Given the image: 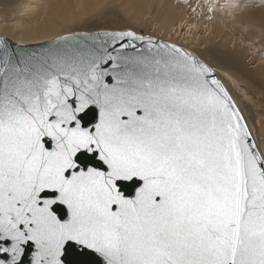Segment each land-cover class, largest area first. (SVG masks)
Masks as SVG:
<instances>
[{
	"label": "snow or ice",
	"instance_id": "snow-or-ice-1",
	"mask_svg": "<svg viewBox=\"0 0 264 264\" xmlns=\"http://www.w3.org/2000/svg\"><path fill=\"white\" fill-rule=\"evenodd\" d=\"M90 105L99 119L84 128L77 116ZM81 149L99 150L110 171H75ZM133 177L144 183L128 199L116 181ZM46 189L59 191L67 221L51 211L56 199L41 203ZM7 238L0 253L11 260L0 264H18L29 240L33 264H62L68 240L107 264H264V135L214 69L175 44L131 30L75 32L19 58L0 39Z\"/></svg>",
	"mask_w": 264,
	"mask_h": 264
},
{
	"label": "bare ground",
	"instance_id": "bare-ground-1",
	"mask_svg": "<svg viewBox=\"0 0 264 264\" xmlns=\"http://www.w3.org/2000/svg\"><path fill=\"white\" fill-rule=\"evenodd\" d=\"M14 1L15 0H6V3ZM106 2V0H25L20 8L21 15L18 16L19 20L16 22L17 25L9 26L6 25L4 21L0 20V34L4 36L10 34V37L14 40L24 43L46 40L57 36V34H59L65 27L72 26L74 23L76 24L78 20H84L86 17H90V15H93V12L99 14L98 19H101L106 11L104 10V7L102 9H99V7L105 5ZM129 2L132 3V7L135 10L133 11L134 18L141 21V23H145L144 16L147 14L146 12H149V9H153V11L155 10V18L159 21L158 30L161 32L164 31V33L169 36L176 35L177 37H180L182 40L181 42H184L182 43L184 45L181 46L186 47L191 51L196 50L191 44H197L196 37L192 34L191 27L196 26V28H198L197 25L200 23L202 24V22L208 23L209 28L212 26L216 35L219 37L221 36L220 38L224 39V41H222L224 42L223 45L228 48L230 46L226 43L227 41L232 42L240 39L241 42H243V38L236 36L235 33L237 32L235 28L233 29L235 30V32H233L234 37L231 35V28L234 27L233 20L235 21L236 19H239L238 22L244 25H248L246 22L255 23L256 21H262L264 23V0H225L226 3H221L222 6L217 4L213 5L206 0H193L187 5L183 4V0H130ZM259 2L261 4H259ZM229 4H236L238 7L230 8L228 7ZM188 12H191V15H194V17L189 16L190 19L188 17H186L188 18L186 19L185 16ZM151 13L153 12L151 11ZM225 18L226 20L227 18L233 19L232 21L229 19L233 23L230 24L232 27L228 26V21L225 22ZM182 23L187 24L186 26L188 28L185 31L182 30V27L180 30L177 29L179 25L182 26ZM235 24L237 25L238 23ZM239 27L242 30L244 29V26L242 25ZM240 31H238L239 35H241ZM256 35L257 34H255V36ZM233 46L234 48L230 47L233 51L229 53V55L225 50L220 51L228 57H223L226 60L228 59L226 62L216 57L215 55L218 56V54H213L212 51L207 50L199 53L210 62L209 66L214 68V72L224 84L225 88L233 96L238 107L242 109V112L250 123L252 130L257 133L255 128L261 127L262 120L255 117L248 102L242 99V97L248 99L250 96L249 90L247 91L246 88H242L241 83L243 82L241 80L243 79L246 87L250 89L254 86L260 92V96L262 95V100H264V66H261V68L257 67L258 69L254 68L253 71L256 76L253 77V72L244 62L246 55L249 54L246 46H242V43H235ZM250 46L253 47L254 45ZM251 49L252 48H250V50ZM199 57L201 56L199 55ZM255 58L256 57L254 56L253 59ZM258 58L260 57H257V59Z\"/></svg>",
	"mask_w": 264,
	"mask_h": 264
},
{
	"label": "rangeland",
	"instance_id": "rangeland-1",
	"mask_svg": "<svg viewBox=\"0 0 264 264\" xmlns=\"http://www.w3.org/2000/svg\"><path fill=\"white\" fill-rule=\"evenodd\" d=\"M24 1L25 0H15L14 2L6 3V0H3V1L0 0V20L4 21V23L6 25H9V26L17 25L16 22L19 20L18 16L21 15L20 8L23 5ZM106 1L107 2L105 3V5L99 7V9H102L104 7V10L106 11L105 15L101 19H98L99 14L93 12L92 13L93 15H90V17L91 16H94V17H91V18L86 17L84 20H78V22H76V24L74 23V25H72V26L65 27L59 34H57V36L62 35V34L77 32V31H98V30L125 31V30H132V31H135V32L143 34V35L154 36L157 38L172 41V42L180 44V45H184V44H182L184 42H181L182 40L180 37H177L176 35L169 36V35H166L164 33V31L161 32L158 30L159 29V21L156 20V18H155L156 17L155 16L156 13L154 12L155 10L153 11V9H151V10L149 9V12H146L147 14L144 16L145 23L144 22L141 23V21L136 20L134 18V12L133 11H135V10L132 7V3L129 2L130 0H106ZM192 1L193 0H183V4L187 5L188 3H191ZM198 1H201V0H198ZM206 1L208 3L213 4V5L217 4L220 6H222V4L226 3L225 0H206ZM7 2H9V1H7ZM259 4H261V3L259 2ZM129 9H131V10H129ZM137 11H138V9H137ZM151 11L153 13H151ZM191 14H192L191 12H188L186 14L185 18L188 17L190 19L191 16L194 17V15H191ZM188 18H186V19H188ZM229 19L227 18V20H226V18H225L224 20H226L225 22L228 21L227 24L229 27H232L230 24H233L232 22H234V24H233L234 27L231 28V35L234 37L233 32H235V30H233V29L235 28L236 32H237V33H235L236 36H238V37L240 36V38H243L242 39L243 42H241L240 39H237L236 41H232V42H228L226 40L227 41L226 43L231 48L232 47L234 48L233 45L235 43H240V44L242 43V46L243 45L246 46L247 52L249 51L248 55L250 57L248 55H246L244 62L246 63V66L249 67L251 69V71L253 72V74L251 73L253 75V77H255L256 75H255L253 69L257 68V67L261 68V66H264V58H263L264 57V23L262 21H256L255 23H248L245 20H243L248 24V25H244V24H241L240 22H238L239 19L238 20L236 19L234 21L231 18L230 20L231 21L233 20L232 22ZM184 20H183V22H184ZM185 22H186V20H185ZM235 23H238V24L236 25ZM186 25H187L186 23L185 24L182 23V26L179 25L177 27V29L180 30L182 27V30L185 31L188 28ZM241 25L244 26L243 30L239 27ZM236 26H237V28H236ZM184 27H186V28H184ZM197 27L198 28H196V26L191 27L192 34L195 35L196 40H197V44H194L195 46L193 44H191V46H193L194 49L200 50V51H196V50H193V51L194 52L196 51L195 53H197V55H198L199 52H205V51L209 50V51H212L213 54H218V56L217 55H215V56L226 62L228 59L226 60L224 58L227 56H225L220 51L225 50V52H228V55H229V53H231L233 50L230 47H229L230 48L229 49L227 46L223 45L224 42H222V41H224V39H221L220 38L221 36L220 37L217 36L215 30H213V27L211 26L209 28L208 23H206V22H202V24L200 23L199 25H197ZM251 27H253L255 29H253ZM250 29H251V31H250ZM238 31H240L241 35L238 34ZM252 32H254V33H252ZM255 34H257V35L255 36ZM196 35H198V36H196ZM5 36L10 37L11 35L7 34ZM229 43H231V44H229ZM250 45H254V46L252 47ZM250 48H252V49L250 50ZM258 51H260V52H258ZM261 54H262V56H261ZM199 55L201 56L200 58L203 61H205L207 64L210 63L209 61H207V59H205L204 56L201 55V53H199ZM253 55L256 57L255 59H253V57H254ZM257 57H260V58L257 59ZM241 81L243 82V83H241L242 88H246L247 91L249 90V96H250L248 99L246 97H242V99L248 102V104L251 107V110L255 114V117L262 120L261 127L255 128L257 133H255L252 130L250 123L248 122L247 118H246V120L249 123L251 130L253 131V133L256 136L264 135V102H263L264 100H262V98H261L262 95L260 96V92L254 86L252 89H250V88L246 87V84H244L243 79ZM258 100H260V101H258Z\"/></svg>",
	"mask_w": 264,
	"mask_h": 264
},
{
	"label": "water",
	"instance_id": "water-1",
	"mask_svg": "<svg viewBox=\"0 0 264 264\" xmlns=\"http://www.w3.org/2000/svg\"><path fill=\"white\" fill-rule=\"evenodd\" d=\"M109 31H113V30H109ZM115 31H119V30H115ZM77 32H94V31H77ZM72 33L62 34L59 36L48 38L46 40L29 42V43L18 42L10 37L1 34H0V39L7 40L9 45V52L14 53L15 57H19V58H27L31 56L40 57L41 55H44L49 51V42L51 40L58 38L60 36L70 35ZM145 36H149V35H145ZM151 37L168 43L175 44L181 47L182 49L187 50L190 53H193L198 59L206 63L197 54L187 49L186 47H183L172 41L163 40L161 38H157L154 36ZM214 75L216 76V78L219 79V77L215 72ZM108 82L109 83L112 82L111 77L108 78ZM70 102L73 104L74 107L76 106L75 99L71 100ZM77 119L81 121L82 127L84 128H89L95 125L99 119L98 107L96 105H90L84 112L78 114ZM73 126H74V122H73ZM43 142L45 143V147L48 150L53 149L54 141L51 138L44 137ZM73 159L78 166L75 169V171L77 172H79L80 170L87 171L89 168H94L96 170L104 171L105 173L110 171L109 166L102 159H100L99 150L89 152L87 149H81L80 151L77 152V154ZM72 171H73L72 169H69L66 172V176L70 177ZM143 183H144L143 179L139 177H133L131 180L119 179L116 181V185L118 189L120 190L121 193H123L124 197L128 199L135 198L137 194V190L143 186ZM58 196H59L58 190L46 189L40 193L41 203L43 202V199L46 198L57 200V202L51 206V211H53V213L56 214L62 222H64L69 219L70 212L67 205L63 204L57 199ZM13 243L14 241H12L10 238L2 239L0 240V247H11ZM21 246L24 248V253L21 256L20 261H18V264H33V254L37 250L35 247V243L29 240L27 243L22 244ZM0 259L5 260L6 262L10 261L11 254L0 253ZM60 260L62 264H107V261L102 254H100L94 249L88 248L87 246L73 240H68L63 245L62 255L60 256Z\"/></svg>",
	"mask_w": 264,
	"mask_h": 264
}]
</instances>
